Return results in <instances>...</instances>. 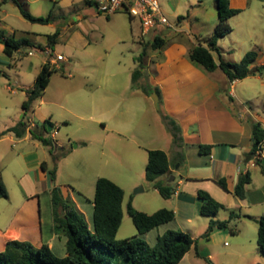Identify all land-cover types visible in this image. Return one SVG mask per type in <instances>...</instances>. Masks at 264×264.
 Returning a JSON list of instances; mask_svg holds the SVG:
<instances>
[{
  "label": "crops",
  "instance_id": "1",
  "mask_svg": "<svg viewBox=\"0 0 264 264\" xmlns=\"http://www.w3.org/2000/svg\"><path fill=\"white\" fill-rule=\"evenodd\" d=\"M165 2L172 11L181 5L188 6L191 11V16H186L188 23L191 19L202 20V17H196V11L206 10L200 4L201 1L198 4L195 0ZM252 2L253 0H229L230 7L241 10L239 14L251 7ZM67 4L72 16L71 22L63 29L75 28L74 31H77L82 26V20L88 16H84V11L78 13V6H95L92 0H67ZM160 9L164 15L162 6ZM14 18L21 22L23 30L14 27ZM23 19L12 0L4 3L0 0L1 31L15 38L26 37L35 46L31 37L43 36L46 40V34L33 30L24 22L27 20ZM183 19L177 18V23H183ZM231 19L233 17L228 22ZM216 22L217 18L214 27ZM133 23V20L130 21V36L137 44L136 49L142 52V30L140 26L135 29ZM180 24L177 28L173 25V31L184 34L185 38L168 37L171 33L167 29H161L155 32L164 35V45L156 50L150 49L149 53L144 50L142 77L146 74L151 92L155 88L159 90L158 109L150 98L154 93L146 96L139 87L132 84V72L137 68L134 59L140 52L133 58L130 84H125L116 102L105 100L99 105L91 100V103L87 101L86 104L73 105L65 96L59 98L52 94H41L38 97L39 104H36L38 98L32 103L28 111L31 112L29 118L25 120L28 112L24 114L21 108L15 121L3 122L0 127V181L6 188L7 197L0 198V252L4 250L6 242L18 241L30 243L36 248L46 245L55 256L64 257L66 238L54 231L51 188H60L63 197L74 204L91 229L95 182L103 177L118 185L124 192L120 227L125 219L130 218L127 213L129 202L134 209L146 214L159 209L173 211L172 221L141 235L149 246H153L156 238L164 232L177 230L197 239L196 246L191 247L180 262L196 264L208 259L212 264H264V255L256 244L258 225L254 221L264 216V174L254 158H246L251 148L250 122H258L264 128V74L231 82L220 69L212 72L205 70L189 59L190 51L200 42L195 38L192 28L186 31ZM85 34L87 35L86 31ZM58 40L59 35L57 42ZM39 45L42 49L33 48L28 52L20 49L17 52L23 51L27 56H34L35 52L51 56V48L46 44ZM250 48L249 51L258 50L256 46ZM13 55L6 56L3 45L0 44V62L17 69V65L12 67ZM214 58L217 60L218 57ZM58 62L62 61L46 57L41 61L35 78L44 64L49 63L55 69ZM260 65H264V57L259 58L257 64L255 61L252 67ZM96 77L95 71L76 76L64 75L58 90L64 93L65 88L72 86L76 95L86 100L91 99L99 84L108 79V75L102 73ZM8 78L9 75L0 69V118L10 114L9 107L2 102L3 93L19 95L21 107L22 102L27 99L25 90L34 83L33 81L29 86L20 85L15 89L10 86ZM50 78L45 90L50 85ZM42 104L53 108H48L46 113L39 111L36 117L35 111L40 110ZM153 111L171 118L179 126L184 157L181 163H177L175 158L171 135L162 119L153 114ZM68 114L92 122L91 137H84L67 155L58 160L55 164V181L52 182L48 172L53 169L54 163L51 161L49 147L37 138L49 139L58 149H66L70 139L66 143L55 136L61 131L60 124L68 126ZM46 118L53 122L50 132L43 128V125L46 126ZM20 121L25 124L23 136L16 137L12 132L2 134ZM94 142L96 148H92ZM200 145L210 146L209 153H198ZM80 146L82 149L76 150ZM150 150L165 152L171 162L170 175L166 178V183L173 178L169 184L173 188V195L169 199L162 198L151 186L146 189L152 191L149 195L137 196L131 193L132 188L146 184L144 170ZM256 157L264 163V144ZM42 163L46 164V170L41 168ZM245 173L249 174L250 181L245 186V199L239 200L233 195V191L238 178ZM220 179L225 181L227 191L217 184ZM66 184L77 185L70 187ZM83 184L88 185L84 187ZM198 191L208 193L224 209L213 218L201 216ZM156 195L164 202H160ZM231 212L238 217L229 222V230L215 229L208 240L201 238L210 220L227 221ZM133 234L137 235V231L130 233ZM123 237L116 235L118 240ZM218 238L229 239V249L220 251L214 248Z\"/></svg>",
  "mask_w": 264,
  "mask_h": 264
},
{
  "label": "trees",
  "instance_id": "2",
  "mask_svg": "<svg viewBox=\"0 0 264 264\" xmlns=\"http://www.w3.org/2000/svg\"><path fill=\"white\" fill-rule=\"evenodd\" d=\"M214 1L217 22L213 32L206 39L205 46L199 43L190 51V61L202 66L209 72L220 69L231 82L244 79L248 76L264 74V65L252 67L257 56L255 51L245 53L239 63H230L221 58L217 42L232 31L228 20L238 15L241 10L230 7L229 0ZM4 2L6 0H2V3ZM12 2L18 8L21 16L31 23L45 25L52 21L51 14L45 18L32 16L27 12L25 2L22 0H12ZM86 3L90 4V2ZM181 19L182 17H178V20ZM58 35L59 32L56 31L46 36V45L49 48L52 49L57 43ZM164 43L163 37L155 36L152 42H150V47L156 50L161 48ZM0 44L3 45V52L8 57H11L13 53L22 48L42 49L40 45L35 46L26 37L15 38L14 36L6 35L1 30ZM214 53L217 54V60L214 58ZM144 56L145 51L143 50L134 59L137 63V68L132 72V84L139 87L146 96L154 93L160 99V92L157 88L151 92L147 83L138 84V81L142 77ZM53 70L49 63L44 64L37 74L33 86L25 90L27 99L21 104L24 114L29 111L32 103L47 87ZM161 119L171 135V143L177 163H181L184 157L181 152L182 138L180 128L176 122L167 116L161 114ZM250 125L252 131L251 148L246 158H254L261 173L264 174V163L256 157L258 150L264 144V128L258 122L251 121ZM43 128L46 131L45 125H43ZM25 131V124L23 121H20L2 134L12 132L16 137H21L25 134ZM31 134L35 136L33 132ZM37 139L43 145L49 147V154L54 167L48 173L50 180L54 182L56 177L55 164L68 151L63 148L58 149L49 139L42 137ZM209 150L210 146L207 145H200L198 147V153L200 154H208ZM41 168L46 170V164L42 163ZM170 169L171 162L165 152L161 150H150L148 152L144 179L164 199H169L173 195V188L166 183V178L170 175ZM249 181L250 176L248 173L238 178L233 191V195L237 199H245V186ZM217 184L224 191H227V185L223 179L217 180ZM50 194L53 206L54 231L66 238L65 256H55L46 245L36 248L27 242L8 241L5 244L4 250L0 252V264H178L191 247L196 246L197 239L192 238L188 233L177 230L164 232L156 238L153 246H149L141 238V235L169 223L174 219V213L172 210L159 209L152 214H146L134 209L130 202L127 204V213L137 231V235L116 240V234L122 222L121 204L124 192L118 185L106 178L100 177L95 182L91 229L88 228L82 214L77 211L74 204L63 197L59 187L53 186ZM197 196L201 200L199 214L203 217L213 218L220 210L224 209L222 204L212 199L204 191H198ZM6 197V188L0 181V198ZM237 217V214L231 212L227 221L210 220L201 238L208 240L210 234L215 229L229 230V222ZM246 217L252 219L249 216ZM254 221L258 225L256 244L259 251L264 255V216L254 219ZM206 260L212 264L208 259Z\"/></svg>",
  "mask_w": 264,
  "mask_h": 264
},
{
  "label": "rangeland",
  "instance_id": "3",
  "mask_svg": "<svg viewBox=\"0 0 264 264\" xmlns=\"http://www.w3.org/2000/svg\"><path fill=\"white\" fill-rule=\"evenodd\" d=\"M158 1L159 5L162 6L163 13L170 24L177 28L181 23H177V18L183 17V23L180 24L183 29L189 31L190 28H192L197 41H199L202 45H206V39L212 34L214 22L217 18L213 0H195L196 4H198V1H201L200 4L204 5L203 7H205L206 10H197L196 17H202V20L200 19L196 21L191 19L190 23L186 20V16H191V11L188 6L181 5L175 11H172L170 6L166 4L165 0ZM25 3L27 12L32 16L45 18L51 14L52 21L45 25L34 24L28 21L24 22H26L30 28L41 34L51 35L58 31L59 40L51 49V56H45L40 52H35L34 56H27L26 53L23 52L32 51L33 48H22L21 50L23 51L16 52L13 55L14 60L12 61V67L17 65V69L9 68L7 64H2V62H0L1 71H4L9 75L8 79L10 80L8 82L10 83V86L16 89V87L20 85H31L34 81L41 61H43L46 57L53 59L57 54H59L63 56L64 61L58 62L57 68H55L52 72L50 85L42 93V96L51 94L59 98L61 96H65L68 100H71L73 105L79 103L86 104L87 101L88 103H91V100L99 105L105 100L116 102L125 84H130V75L134 64L133 58L141 52L136 49L137 44L132 41L130 36V21L132 20L129 21L128 15L124 12H118L108 19L106 16L96 13L94 7L82 4L81 6H78V13H80V11H84V16L88 15L84 18L85 20H82V26H80L77 31H74L75 28L64 30L63 28L71 22L72 16V14H69L67 0H25ZM13 22L16 29L23 30L21 22L15 18L13 19ZM133 22V27L138 29L140 26L139 21L134 19ZM228 24L232 28V32L219 39L217 44L221 57L227 62L239 63L244 53L249 51L251 49L250 47L256 46L258 48V50H255L257 53L255 61L257 64L259 58L264 57V0H253L251 7L247 8L243 13L234 16ZM173 30L168 29L171 33L168 37H174L177 39L185 38L184 34L175 33ZM85 31L87 32V35L85 34ZM155 35L164 37L162 33L154 31L150 32L148 35H142L140 42L142 48L146 50V53H149L151 49L149 43L152 42ZM31 40L34 41L36 45L46 44V40L43 36L31 37ZM214 56L217 58L216 53H214ZM93 71H95V74L97 73V77L99 76V73L108 75V79L107 81L104 80L99 84L91 99L86 100V98L76 95L72 86H68L67 89L65 88L64 93L58 90V86L61 85L64 75L71 74L76 76L83 72L88 73ZM4 79L6 80V77H4ZM146 79L147 76L145 74L140 78L139 84L147 83ZM239 87L243 88L242 85H239ZM2 98L3 104L9 107L10 114L9 116H3V118H0V127L3 122L10 123V121H15L14 119L18 117V113H20L21 110L19 95H9L8 93H3ZM39 101L40 98L36 100V104H39ZM69 102L70 101H68V103ZM48 108L53 107L42 104L40 110L35 111L36 117L37 114H39V111L46 113L45 111L48 110ZM153 114H157L161 118L160 113H154L153 111ZM30 116L31 112L26 113L25 120ZM68 117V126L64 127L60 124L59 127L61 128V131L57 136H55L58 139L62 138L66 143L67 139H70V142L67 143L66 149L64 148V150L67 151L74 148L76 144L78 145L80 141L85 139L84 137H91L90 131L93 128V123L90 121L76 118L74 115L70 114H68ZM44 121L53 124V122L47 118ZM57 126L58 125L56 124L55 127ZM92 148H96L95 142L92 144ZM81 149L82 148L80 146L76 150ZM66 185L75 187L77 184ZM83 185L84 187H87L88 184ZM139 187H142L144 192L142 191L135 194V190ZM149 187L150 184L148 182H146L144 186L139 184V186L132 188L131 193L137 196H146L152 192L150 190H146ZM156 196L160 202H164L163 199L158 197V195ZM133 231H136V229L131 219H125L122 226L117 231L118 236H124L119 240L136 235H130ZM116 240L118 239L116 238ZM229 244V239L220 240L218 238L214 248L220 251H225L229 249ZM179 264L187 263L184 261ZM196 264L210 263L206 260L203 263Z\"/></svg>",
  "mask_w": 264,
  "mask_h": 264
},
{
  "label": "built area",
  "instance_id": "4",
  "mask_svg": "<svg viewBox=\"0 0 264 264\" xmlns=\"http://www.w3.org/2000/svg\"><path fill=\"white\" fill-rule=\"evenodd\" d=\"M92 3L97 13L106 17L124 12L130 20L137 19L142 35L151 31L159 32L161 29H174V26L162 14L158 0H92ZM55 59L56 61H63L61 55H57ZM260 150H258L257 155Z\"/></svg>",
  "mask_w": 264,
  "mask_h": 264
},
{
  "label": "water",
  "instance_id": "5",
  "mask_svg": "<svg viewBox=\"0 0 264 264\" xmlns=\"http://www.w3.org/2000/svg\"><path fill=\"white\" fill-rule=\"evenodd\" d=\"M151 98L153 100V104H154V107L156 109H158V98L155 94H152L151 95ZM46 130L48 132H50L52 130V124L50 122H46ZM173 178L171 177L169 182H168V185L172 182ZM143 191V188L142 187H139L135 190V194L139 193V192H142Z\"/></svg>",
  "mask_w": 264,
  "mask_h": 264
}]
</instances>
